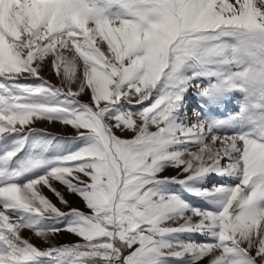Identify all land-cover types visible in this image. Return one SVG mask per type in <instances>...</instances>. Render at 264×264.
<instances>
[{
    "label": "snow or ice",
    "instance_id": "snow-or-ice-1",
    "mask_svg": "<svg viewBox=\"0 0 264 264\" xmlns=\"http://www.w3.org/2000/svg\"><path fill=\"white\" fill-rule=\"evenodd\" d=\"M205 258L264 264V0H0V264Z\"/></svg>",
    "mask_w": 264,
    "mask_h": 264
},
{
    "label": "rangeland",
    "instance_id": "rangeland-1",
    "mask_svg": "<svg viewBox=\"0 0 264 264\" xmlns=\"http://www.w3.org/2000/svg\"><path fill=\"white\" fill-rule=\"evenodd\" d=\"M79 75V73H78ZM41 76H43L46 80H48L49 82H51L53 85L57 86V87H64L65 90H67L66 86L63 85L61 83V78L58 77L55 72L52 71L51 68V61L50 59L46 62V66L44 67V69L41 71ZM38 82V81H36ZM75 85L73 86V90H75ZM240 99V96L238 94H236L234 96V98H232L230 101L226 102L225 105H221L219 107V109L216 110L215 114L220 116V117H225L227 116L230 112H234L237 110V103ZM81 100L83 102H89L90 101V94L86 93L81 97ZM147 103V102H145ZM198 109V100L197 97L195 96V93L192 92L190 93V99L188 102V108H187V113L188 116L191 117L192 116V112L193 110ZM35 127L39 128V129H43L46 130L54 135H58V136H63V137H72L75 136L76 133L75 131L71 128V127H67V126H63L60 123H48V122H37V124L35 125ZM153 131H155V128L151 129ZM234 130L232 129H219L215 131V134L217 135H230L232 134ZM118 135H122L125 138H131L133 133L130 131H127L125 133H117ZM219 145H217L218 147ZM196 150V149H193ZM222 164H227L228 161L227 159L222 160L221 161ZM179 173V169H175V168H169L166 169V171L163 173V175L165 176H177ZM179 178L183 179V176H180ZM221 182H227V183H235L236 181L234 179H229L227 181H225L223 178L212 174L210 176L209 179V184H216V183H221ZM57 187L60 188L61 191L65 192V195L67 196V198L70 200L71 202V206L72 207H77L85 212L88 211V209L85 207L84 202L76 195H71L68 194L67 191L62 188L60 185H57ZM175 190H179V186H176ZM43 194L46 195L54 204H56L57 207L61 208L62 211H68V208L64 207L63 205H61L59 203V201L56 199V197L49 192L46 188L42 189ZM191 200V202H193L194 204H200V206H204L201 202H198L196 200H194L193 198H189ZM22 235L25 238L30 239V241L36 245L38 248L41 249H46L48 247H51L53 245L59 246V245H63V244H72V243H76V242H83L82 240H80L79 237L75 236V235H71L68 234L66 232H61L59 234H57L56 236H54L53 238H51V243L46 242L38 237H36L33 232L31 230H27L25 229L22 232ZM182 239H192V240H196L197 242H204L207 238L206 237H202V236H198V235H184L181 237ZM201 264H209V259L205 258Z\"/></svg>",
    "mask_w": 264,
    "mask_h": 264
}]
</instances>
